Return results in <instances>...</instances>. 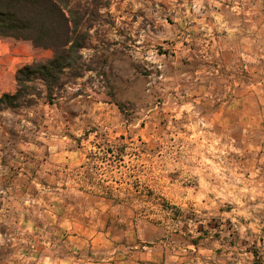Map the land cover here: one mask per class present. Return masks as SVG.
Returning a JSON list of instances; mask_svg holds the SVG:
<instances>
[{"label": "rangeland", "instance_id": "rangeland-1", "mask_svg": "<svg viewBox=\"0 0 264 264\" xmlns=\"http://www.w3.org/2000/svg\"><path fill=\"white\" fill-rule=\"evenodd\" d=\"M209 1L98 0L84 78L52 104L0 113V264H84L158 245L166 264H264V75L245 59L243 73L218 68L193 38ZM52 57L0 39V96L16 92L18 69ZM197 136L216 179L175 187L176 137Z\"/></svg>", "mask_w": 264, "mask_h": 264}, {"label": "trees", "instance_id": "trees-1", "mask_svg": "<svg viewBox=\"0 0 264 264\" xmlns=\"http://www.w3.org/2000/svg\"><path fill=\"white\" fill-rule=\"evenodd\" d=\"M92 3L90 12L85 0H0V39L53 52L52 58L17 70V90L0 96V113L32 107L43 97L52 104L67 85L84 78L83 51L102 8L98 0Z\"/></svg>", "mask_w": 264, "mask_h": 264}, {"label": "crops", "instance_id": "crops-1", "mask_svg": "<svg viewBox=\"0 0 264 264\" xmlns=\"http://www.w3.org/2000/svg\"><path fill=\"white\" fill-rule=\"evenodd\" d=\"M209 2L208 12L192 21L193 38L205 42L208 50L216 54L218 68L243 73L245 59V68L252 70L250 63L255 61L256 69L264 75V0ZM236 76L232 74L230 78ZM135 249L132 256H111L84 264H166L163 245L142 249L136 246ZM65 262L68 264L67 259ZM69 263L72 264L71 261Z\"/></svg>", "mask_w": 264, "mask_h": 264}, {"label": "clouds", "instance_id": "clouds-1", "mask_svg": "<svg viewBox=\"0 0 264 264\" xmlns=\"http://www.w3.org/2000/svg\"><path fill=\"white\" fill-rule=\"evenodd\" d=\"M147 59L152 58V53H148ZM177 140L184 141L183 146L177 145L180 147V155H177L175 149L172 150L170 155L175 157L179 163L169 165V167H174L181 170V175L177 178L175 187H179L180 184L184 183V178L191 175L194 178H204L209 183H212L216 179V173L213 170V159L210 158L213 156V153L209 151L208 146L205 142L197 144V141L200 139L198 136L193 139L192 137H187L186 140L183 137H176ZM181 193H187V188H181ZM201 191V189L196 187H191V194ZM185 200L190 199V195H185ZM187 206V205H185ZM244 231V229H242ZM195 264V262H194Z\"/></svg>", "mask_w": 264, "mask_h": 264}]
</instances>
